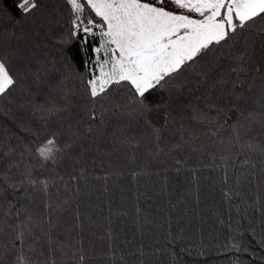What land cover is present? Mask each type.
I'll return each mask as SVG.
<instances>
[{
  "label": "trees",
  "instance_id": "obj_1",
  "mask_svg": "<svg viewBox=\"0 0 264 264\" xmlns=\"http://www.w3.org/2000/svg\"><path fill=\"white\" fill-rule=\"evenodd\" d=\"M16 3L0 0V56L18 81L0 97V152L14 151L0 162V264H264V20L194 66L220 58L211 79L222 83L179 77L142 112L127 86L92 104L101 41L73 34L67 0L29 14ZM52 134L72 143L66 155L21 157Z\"/></svg>",
  "mask_w": 264,
  "mask_h": 264
},
{
  "label": "snow or ice",
  "instance_id": "obj_2",
  "mask_svg": "<svg viewBox=\"0 0 264 264\" xmlns=\"http://www.w3.org/2000/svg\"><path fill=\"white\" fill-rule=\"evenodd\" d=\"M67 3L74 16L73 34L83 32L99 36L101 41L95 52L103 51V58L98 56L94 65L99 75L94 74L87 81L92 104L103 100L113 86H127L130 104L142 112L153 110L148 103L152 91L164 89L179 77L190 74L198 88L205 84L215 88L222 83L211 79V74L220 67V58L207 70H197L194 66L213 47L227 44L238 30L257 19L264 20V0H67ZM37 6V0H17L14 5L25 14ZM17 82L9 58L0 56V97L8 95ZM114 107L118 109L119 105ZM97 115L93 107L89 119L96 120ZM103 115L101 112V120ZM72 146V143L62 144L52 134L35 145L28 144L20 155L31 153L44 165L56 162ZM13 155L12 149L0 152V162ZM8 167L19 168L20 164L9 159ZM25 180L41 191L46 192L49 187V181L33 176V170L26 171ZM23 184L24 180H20L10 186L16 189ZM80 261L83 264V255ZM13 264H30V261L21 254Z\"/></svg>",
  "mask_w": 264,
  "mask_h": 264
},
{
  "label": "rangeland",
  "instance_id": "obj_3",
  "mask_svg": "<svg viewBox=\"0 0 264 264\" xmlns=\"http://www.w3.org/2000/svg\"><path fill=\"white\" fill-rule=\"evenodd\" d=\"M98 56L102 59L103 58V51H101V54L99 53L98 54ZM108 69H107V67L105 68V71H107ZM98 75H99V73H98Z\"/></svg>",
  "mask_w": 264,
  "mask_h": 264
},
{
  "label": "crops",
  "instance_id": "obj_4",
  "mask_svg": "<svg viewBox=\"0 0 264 264\" xmlns=\"http://www.w3.org/2000/svg\"><path fill=\"white\" fill-rule=\"evenodd\" d=\"M193 15H194L195 18H199L198 15H196V14H193Z\"/></svg>",
  "mask_w": 264,
  "mask_h": 264
}]
</instances>
